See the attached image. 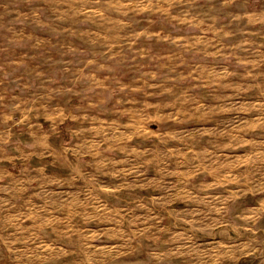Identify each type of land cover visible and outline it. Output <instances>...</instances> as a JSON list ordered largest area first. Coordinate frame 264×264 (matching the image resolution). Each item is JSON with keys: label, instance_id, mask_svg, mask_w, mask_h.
Masks as SVG:
<instances>
[{"label": "rangeland", "instance_id": "1", "mask_svg": "<svg viewBox=\"0 0 264 264\" xmlns=\"http://www.w3.org/2000/svg\"><path fill=\"white\" fill-rule=\"evenodd\" d=\"M39 2L50 0H0V36L7 33L3 19H15L25 5L30 9ZM193 3L186 5L191 13ZM185 19L193 20L190 14ZM204 22L162 26L159 17L152 51L150 44H117V84L136 98L139 130L163 133L154 145L164 153L149 161L140 156L138 170L154 162V178L185 181L182 201L173 202L171 183L168 204L161 209L158 202L154 210L160 215L168 208L172 226L173 212L184 206L186 234L180 244L174 231L130 233L127 189L117 202L120 209L103 214L92 208L97 203L59 197L30 205L26 212L32 216L18 218L17 203L0 200V264H264V36L252 30L249 19L229 21L234 31L224 39L228 47L219 43L216 52ZM17 56L11 50L8 58ZM123 109L130 114L129 106ZM144 222L138 220V226Z\"/></svg>", "mask_w": 264, "mask_h": 264}, {"label": "crops", "instance_id": "2", "mask_svg": "<svg viewBox=\"0 0 264 264\" xmlns=\"http://www.w3.org/2000/svg\"><path fill=\"white\" fill-rule=\"evenodd\" d=\"M193 1L194 13L186 6L192 0H50L30 9L27 4L17 18L2 20L7 33L0 36V200L17 203L18 218L32 216L26 212L30 205L41 207L59 197L97 203L92 208L103 214L120 209L117 202L127 189L130 233L174 231L180 244L186 234L184 206L173 212L172 226L168 208L160 215L154 210L158 202L161 209L168 204L171 183L173 202L182 201L185 181L154 178L150 172L149 156L163 154L164 148L154 145L159 132L139 130L136 98L117 84V44L140 42L152 51L159 17L162 26L209 22L216 52L219 43L228 47L224 39L234 31L229 21L249 19L252 30L264 36V0ZM188 14L192 22L186 21ZM11 50L17 60L8 58ZM43 59L49 65H42ZM126 106L130 114H124ZM140 156L148 161L138 170ZM142 219L145 226H138Z\"/></svg>", "mask_w": 264, "mask_h": 264}]
</instances>
